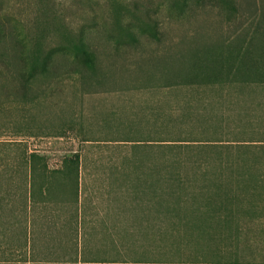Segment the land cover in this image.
Wrapping results in <instances>:
<instances>
[{
    "label": "rangeland",
    "instance_id": "374dc122",
    "mask_svg": "<svg viewBox=\"0 0 264 264\" xmlns=\"http://www.w3.org/2000/svg\"><path fill=\"white\" fill-rule=\"evenodd\" d=\"M263 34L264 0H0V264H84L78 240L99 260L88 264H162V233L190 210L167 214L163 192L195 191L194 209L213 196L224 243L239 237L264 253V108L252 125L245 113L239 138L224 133L230 90L208 82L224 78V45H258ZM80 40L95 53L92 70L70 53ZM40 52L53 54L49 71L28 76L22 59ZM23 151L54 173L51 203L29 210ZM78 153L90 169L79 176V219L65 164Z\"/></svg>",
    "mask_w": 264,
    "mask_h": 264
},
{
    "label": "trees",
    "instance_id": "16d2710c",
    "mask_svg": "<svg viewBox=\"0 0 264 264\" xmlns=\"http://www.w3.org/2000/svg\"><path fill=\"white\" fill-rule=\"evenodd\" d=\"M262 40L261 44L258 45L254 44V42L249 43V41L245 43L246 45H224V78H215L208 82H212L211 84L224 82V79L230 76L235 78L239 76L242 78H255L264 81V62L259 60L253 52V50L256 51V49L259 48L261 50L259 56L264 60V37H262ZM70 53H72L73 57L83 66L91 70L94 69L96 59L95 53L83 40L75 43ZM225 54L227 55L225 56ZM52 56L53 54L51 53H46L41 56L40 52L30 55V57L23 58L25 69L27 68L28 70L26 72L28 76H32L37 72L43 75L47 74ZM225 58H227V61ZM218 74L221 76L223 71H219ZM214 75L217 76L216 72ZM165 142L166 139H164V148ZM65 164L68 171L71 169L76 170L78 168V155H76L75 159L67 160ZM21 165L25 169V193L23 196L26 209L33 203L47 204L49 201L51 203L53 197L51 189L55 187L53 181L54 173L52 174V172L47 169L45 158L35 151H23ZM37 169L41 172L43 171L42 173L40 172L39 178H36L35 175ZM48 171L50 174H47ZM59 177L61 185L59 183L58 185L60 187L59 189L62 190L61 186H63L65 177L64 179L62 176ZM168 180L169 179H166V184L169 183ZM189 180L194 181L198 179ZM72 185L74 191L72 192V202L77 203L79 189L77 175L75 179H73ZM197 194L198 193L195 191L183 195H176L174 192H163L158 196L162 201L164 200L165 204L166 201L170 202L171 205H168L169 208L167 207V214L174 210H181L184 212L188 207L190 208L182 219L180 217L177 218L180 224L172 223L170 225V228H174V231L169 230L162 233L164 235V240L157 245V249L160 253L158 262L162 264H264V253H260V248H258L255 243H249L248 245L246 241L240 240L239 237L230 240L229 243H224V224H226V222H224V211L216 210L220 211L216 212L210 209L209 204L214 202L213 196L204 198L203 201H200L201 204L194 209L193 203L198 202L199 194ZM37 195L41 196L39 200L36 199ZM1 202L2 201H0V204H2ZM164 203H162V207ZM170 206L172 208H170ZM162 212L163 221L169 219L165 217L163 208ZM200 222L203 223V225L200 224ZM181 227L185 229L181 230ZM176 229L179 232H177ZM176 233L180 234L175 236ZM242 242H244L243 246L247 248L249 246L253 249L251 251L253 253L251 257L241 258L239 247L242 246ZM224 244L227 245L224 246ZM141 258L148 261L143 257ZM135 259L140 258L137 257Z\"/></svg>",
    "mask_w": 264,
    "mask_h": 264
},
{
    "label": "crops",
    "instance_id": "0c3cea01",
    "mask_svg": "<svg viewBox=\"0 0 264 264\" xmlns=\"http://www.w3.org/2000/svg\"><path fill=\"white\" fill-rule=\"evenodd\" d=\"M225 48V46H224ZM227 54H225L226 56ZM227 61V58H225ZM234 86H236V89H234ZM224 87L228 88L230 91H227L224 93V124H226L227 128L224 127V133H229V130L236 134V137H238L237 134L241 133L240 131L242 129V117L249 116V113L245 115L248 111L251 112L250 114V123L251 125L254 124V120H252V116L256 117L255 114L262 115L261 109L264 108V81H260L255 78H242V77H234L232 78H225L224 79ZM232 90H235L237 93L233 92ZM252 92V93H250ZM235 93V94H234ZM248 93L250 95H248ZM236 96V98H234ZM237 124V125H234ZM230 125V126H229ZM250 130V129H249ZM244 132V131H243ZM242 132V133H243ZM230 134V133H229ZM225 136V135H224ZM228 138V140L224 139V146H234V147H240L241 145H250L251 143H254L256 140L253 139H243V138ZM140 139V138H138ZM130 140V138L128 139ZM133 140V139H132ZM233 140V141H231ZM262 143H264V138L262 140ZM160 147L164 148V139L157 140L155 144H159ZM154 144V142L149 143ZM232 144V145H231ZM154 146L152 145V148ZM157 147V146H156ZM248 147V146H247ZM97 160V159H95ZM102 160L94 161L95 162H101ZM154 163V161H152ZM86 160L83 158V156L79 155L78 153V168L75 170V174L79 176L81 174H86V172H90V169L85 166ZM93 172H98V168L96 170H93ZM80 187V186H79ZM31 207V205L28 207ZM75 207V214L76 218H80V211H81V195L80 190L78 189V197H77V203H74ZM79 221L76 219V228L78 229ZM73 246L75 248L76 256L74 257V261L76 263H96L99 260L95 257L90 258H84L83 252H82V243L78 240L74 242ZM73 260H60V259H44L42 262L44 264H69L72 263Z\"/></svg>",
    "mask_w": 264,
    "mask_h": 264
}]
</instances>
